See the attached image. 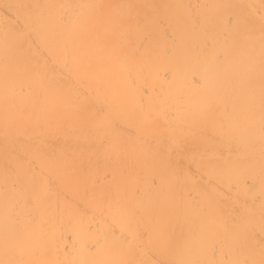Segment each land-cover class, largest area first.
Returning a JSON list of instances; mask_svg holds the SVG:
<instances>
[{
  "label": "bare ground",
  "instance_id": "1",
  "mask_svg": "<svg viewBox=\"0 0 264 264\" xmlns=\"http://www.w3.org/2000/svg\"><path fill=\"white\" fill-rule=\"evenodd\" d=\"M0 264H264V0H0Z\"/></svg>",
  "mask_w": 264,
  "mask_h": 264
}]
</instances>
